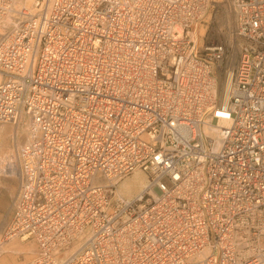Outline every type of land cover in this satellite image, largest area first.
I'll list each match as a JSON object with an SVG mask.
<instances>
[{"label": "built area", "instance_id": "2783aa9c", "mask_svg": "<svg viewBox=\"0 0 264 264\" xmlns=\"http://www.w3.org/2000/svg\"><path fill=\"white\" fill-rule=\"evenodd\" d=\"M0 25L32 264H264V0H0Z\"/></svg>", "mask_w": 264, "mask_h": 264}, {"label": "rangeland", "instance_id": "374dc122", "mask_svg": "<svg viewBox=\"0 0 264 264\" xmlns=\"http://www.w3.org/2000/svg\"><path fill=\"white\" fill-rule=\"evenodd\" d=\"M231 18L232 15H228L226 11L219 9V12L212 16L206 36H210L211 40H218L217 32L225 33L229 27L228 20ZM203 31L201 30L200 33L203 34ZM0 127V191L4 187H8L10 191L5 194L6 196L0 205V243L2 241L0 245L4 249L3 252H0V264H32L36 252L35 243L29 239L24 241L18 238L7 239L9 236L5 230L11 218L12 199L18 189V179L15 170L12 168V161L16 146L25 141L26 129L21 123L18 126L2 123ZM142 182H145V177L138 171L120 183L121 192L127 196H132L142 188ZM11 248L18 250L9 253Z\"/></svg>", "mask_w": 264, "mask_h": 264}, {"label": "bare ground", "instance_id": "6f19581e", "mask_svg": "<svg viewBox=\"0 0 264 264\" xmlns=\"http://www.w3.org/2000/svg\"><path fill=\"white\" fill-rule=\"evenodd\" d=\"M19 2H21V3H23V4H25V5H30L31 4V2H32V0H19ZM10 20V18L9 17H7V22ZM2 25H0V35L3 33V31H4V27H5V25H3L2 27H1ZM227 41L229 42V43H231V41H232V39L231 38H227ZM23 126H25V131H26V138H25V141L22 143V144H20V145H18V146H16V148H15V152H14V157H13V161H12V168L15 170V172H16V176H17V179L19 178V176H18V172H17V159H16V153H17V149L20 147V146H22L24 143H26L27 142V140H28V130H27V122H20ZM20 123H16V124H13V123H10V124H12V125H16V126H18ZM0 129H1V127H0ZM7 179H9V178H7ZM142 187L145 185V182H142ZM3 188V187H2ZM2 191H0V205H1V202L4 200V197L6 196L5 194L6 193H8V192H10L9 191V188L8 187H4L3 189H1ZM15 197V196H14ZM13 197V198H14ZM13 200V199H12ZM14 238H18V239H20L21 241H24L25 240V238H21V237H17L16 235H10L9 236V238H7V239H14ZM0 244H2V241H1V243ZM25 246V245H24ZM22 247V246H21ZM16 250H18V249H16V248H11L9 251V253H13L12 251H16ZM4 251V249H3V246H1L0 245V252H3ZM6 251V250H5ZM26 251V250H25Z\"/></svg>", "mask_w": 264, "mask_h": 264}]
</instances>
